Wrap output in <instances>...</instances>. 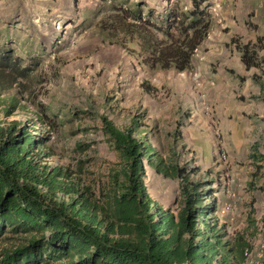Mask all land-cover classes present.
<instances>
[{
  "label": "trees",
  "instance_id": "trees-1",
  "mask_svg": "<svg viewBox=\"0 0 264 264\" xmlns=\"http://www.w3.org/2000/svg\"><path fill=\"white\" fill-rule=\"evenodd\" d=\"M145 7L139 1L114 6L97 25L101 42L131 57L147 77L189 71L212 24L207 0H189L187 8L173 4L160 17ZM231 44L245 68L264 66V58L256 60L259 39L232 38ZM10 54L0 52V264H245L256 235L253 200L244 227L229 232L215 181L197 166L178 164L173 153H159L141 116H127L124 125L106 114L95 118L113 156L103 175H93L79 159L71 167L51 166L47 136L54 125L36 99H22L35 59L22 64ZM140 89L158 98L148 79ZM17 112L23 118L13 117ZM42 125L47 131L39 134ZM83 147L73 144L78 154ZM250 159L256 165L245 189L264 197V181L257 182L264 154L252 152ZM146 168L176 182L172 205L151 198Z\"/></svg>",
  "mask_w": 264,
  "mask_h": 264
},
{
  "label": "rangeland",
  "instance_id": "rangeland-1",
  "mask_svg": "<svg viewBox=\"0 0 264 264\" xmlns=\"http://www.w3.org/2000/svg\"><path fill=\"white\" fill-rule=\"evenodd\" d=\"M137 1L158 15L149 7L150 0H0V52L9 50L22 64L30 63L33 58L36 62V67H32V82L22 99H36L54 125L47 136V145L53 154L49 162L51 166L71 167L79 159L84 169L93 175H103L113 156L102 140L95 118L106 114L115 124L124 125L127 116H141L139 119L148 129V140L159 153L167 157L171 152L178 164L197 166L203 169L200 172L215 176L208 178L215 181L212 187L227 230L241 229L248 212V197L242 183L229 182L226 172L218 176L211 167L204 166L205 158L200 160L201 166L195 162L196 154L205 152L202 122L188 118L183 101L185 94L178 95L179 101L171 94L176 81L184 77L173 72H157L147 77L131 57L101 42L99 21L113 14L114 6ZM171 1L170 6L176 4L175 0ZM143 78L157 87V99L141 91ZM161 82L168 83L169 87L163 89ZM156 103H163L166 110H155ZM75 112L83 114L74 115ZM13 117L23 118V115L17 112ZM41 127L39 134L46 133V125ZM194 127L199 131L195 132ZM76 142L84 146L80 154L73 149ZM145 184L159 205L173 204L175 181L162 179L146 168ZM221 184L224 188L220 190ZM253 201L257 226L252 240L256 246L253 259L257 261L252 264H264V225L259 223L264 201L258 193L253 194Z\"/></svg>",
  "mask_w": 264,
  "mask_h": 264
},
{
  "label": "crops",
  "instance_id": "crops-1",
  "mask_svg": "<svg viewBox=\"0 0 264 264\" xmlns=\"http://www.w3.org/2000/svg\"><path fill=\"white\" fill-rule=\"evenodd\" d=\"M150 1L149 7L159 17L172 2ZM175 1L183 8L189 6V0L187 3ZM207 3L211 13L215 10L210 30L192 58L191 69L175 73L184 78L176 81L171 94H174V99L179 94H185L183 101L188 118L202 122L201 139L205 152L204 155L201 152L200 155L196 154L195 162L201 166L200 160L205 158L204 166L211 167L218 176L222 177L226 172L229 182L242 183L248 197V207L254 193H258L264 201L258 191L250 193L245 189V183L256 165L252 163L250 154H264V66L245 68L241 53L231 44V39L239 38L241 42L259 39L262 48L255 50L256 60L264 58V0H207ZM161 86L166 89L169 84L161 82ZM155 105V110H166L163 103ZM194 131L199 129L194 127ZM219 152L225 154L223 161L219 158ZM209 176L215 177L213 174ZM259 177L258 183L264 181V169ZM219 188L221 190L224 185L221 184ZM261 208L264 213V203ZM252 240V252L245 264L257 261L253 259L256 246Z\"/></svg>",
  "mask_w": 264,
  "mask_h": 264
},
{
  "label": "built area",
  "instance_id": "built-area-1",
  "mask_svg": "<svg viewBox=\"0 0 264 264\" xmlns=\"http://www.w3.org/2000/svg\"><path fill=\"white\" fill-rule=\"evenodd\" d=\"M215 10H212V13L214 12ZM219 158H220V160H224L225 159V154H224V152H219ZM225 177H227L226 175H224ZM250 255V252L249 253H245V256H246V258L248 257Z\"/></svg>",
  "mask_w": 264,
  "mask_h": 264
},
{
  "label": "clouds",
  "instance_id": "clouds-1",
  "mask_svg": "<svg viewBox=\"0 0 264 264\" xmlns=\"http://www.w3.org/2000/svg\"><path fill=\"white\" fill-rule=\"evenodd\" d=\"M213 184V183H212Z\"/></svg>",
  "mask_w": 264,
  "mask_h": 264
}]
</instances>
